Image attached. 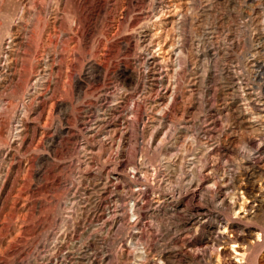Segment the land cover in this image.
Here are the masks:
<instances>
[{
	"label": "rangeland",
	"instance_id": "rangeland-1",
	"mask_svg": "<svg viewBox=\"0 0 264 264\" xmlns=\"http://www.w3.org/2000/svg\"><path fill=\"white\" fill-rule=\"evenodd\" d=\"M263 180L264 0H0V264H264Z\"/></svg>",
	"mask_w": 264,
	"mask_h": 264
},
{
	"label": "bare ground",
	"instance_id": "bare-ground-1",
	"mask_svg": "<svg viewBox=\"0 0 264 264\" xmlns=\"http://www.w3.org/2000/svg\"><path fill=\"white\" fill-rule=\"evenodd\" d=\"M244 189H246V187H244ZM254 190H257V192L259 193V196H260L259 199H258L259 206L264 208V198L262 197V196H264V180L261 182V184L259 185V187L256 186V185H253L247 191V199H250L251 201L252 200H254V201L256 200L255 199L256 194H254ZM245 204H246L245 206L250 207V203L249 204L248 203H245ZM236 205H237V201H235V202L232 203V206H236Z\"/></svg>",
	"mask_w": 264,
	"mask_h": 264
}]
</instances>
